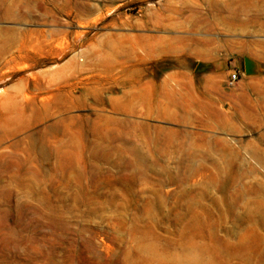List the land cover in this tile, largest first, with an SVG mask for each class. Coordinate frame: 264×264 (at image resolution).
Masks as SVG:
<instances>
[{"label":"rangeland","instance_id":"1","mask_svg":"<svg viewBox=\"0 0 264 264\" xmlns=\"http://www.w3.org/2000/svg\"><path fill=\"white\" fill-rule=\"evenodd\" d=\"M232 70L264 0H0V264H264V124L201 93Z\"/></svg>","mask_w":264,"mask_h":264},{"label":"crops","instance_id":"2","mask_svg":"<svg viewBox=\"0 0 264 264\" xmlns=\"http://www.w3.org/2000/svg\"><path fill=\"white\" fill-rule=\"evenodd\" d=\"M227 77V72L222 71L201 81V93L214 108L208 118L214 117L215 129L223 135L244 137L264 124V78H245L237 81L234 88L224 89Z\"/></svg>","mask_w":264,"mask_h":264},{"label":"built area","instance_id":"3","mask_svg":"<svg viewBox=\"0 0 264 264\" xmlns=\"http://www.w3.org/2000/svg\"><path fill=\"white\" fill-rule=\"evenodd\" d=\"M239 76H240L239 71L232 70L225 81L226 87L227 88L234 87L237 81L239 80Z\"/></svg>","mask_w":264,"mask_h":264},{"label":"water","instance_id":"4","mask_svg":"<svg viewBox=\"0 0 264 264\" xmlns=\"http://www.w3.org/2000/svg\"><path fill=\"white\" fill-rule=\"evenodd\" d=\"M254 72V64L251 60L245 58V74L252 75Z\"/></svg>","mask_w":264,"mask_h":264}]
</instances>
